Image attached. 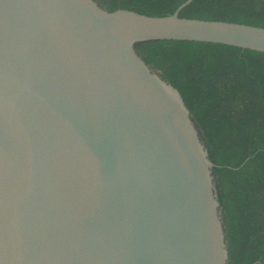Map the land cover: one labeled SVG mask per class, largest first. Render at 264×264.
I'll use <instances>...</instances> for the list:
<instances>
[{"label":"water","instance_id":"1","mask_svg":"<svg viewBox=\"0 0 264 264\" xmlns=\"http://www.w3.org/2000/svg\"><path fill=\"white\" fill-rule=\"evenodd\" d=\"M0 0V264H227L207 148L134 43L264 51V26Z\"/></svg>","mask_w":264,"mask_h":264},{"label":"trees","instance_id":"2","mask_svg":"<svg viewBox=\"0 0 264 264\" xmlns=\"http://www.w3.org/2000/svg\"><path fill=\"white\" fill-rule=\"evenodd\" d=\"M96 1L161 15L184 0ZM178 14L264 26V0H190ZM134 45L179 90L214 162L227 264H264V51L177 39Z\"/></svg>","mask_w":264,"mask_h":264}]
</instances>
